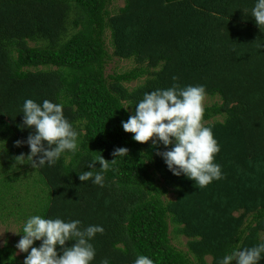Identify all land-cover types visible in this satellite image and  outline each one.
I'll use <instances>...</instances> for the list:
<instances>
[{"label": "trees", "instance_id": "1", "mask_svg": "<svg viewBox=\"0 0 264 264\" xmlns=\"http://www.w3.org/2000/svg\"><path fill=\"white\" fill-rule=\"evenodd\" d=\"M122 2L113 11L110 0H0V218L22 221L21 237L36 215L79 220L81 230L102 226L89 241L96 252L90 264H135L141 255L154 264H220L234 250L264 244V26L252 17L258 0ZM111 57L135 65L106 75ZM173 85L203 86L217 99L204 106L203 124L220 147L214 163L222 178L204 188L174 175L157 154L174 144L139 143L122 127L146 93ZM27 99L62 105L78 150L51 166L33 168L25 159L34 178L22 183L13 170L24 165L15 157H27L30 147L15 142L35 132L23 125ZM120 147L128 156L112 155ZM99 156L115 163L103 172L98 161L88 167ZM85 171L100 172L103 186L80 181ZM179 238L185 249L172 244ZM15 245L0 247V264L17 263Z\"/></svg>", "mask_w": 264, "mask_h": 264}, {"label": "clouds", "instance_id": "2", "mask_svg": "<svg viewBox=\"0 0 264 264\" xmlns=\"http://www.w3.org/2000/svg\"><path fill=\"white\" fill-rule=\"evenodd\" d=\"M252 17L256 24L264 26V0H258L252 9ZM177 77H173L176 80ZM205 88L203 86L179 85L166 90H156L146 93L126 122L122 121L125 132L132 133L133 139L139 143L158 142L167 148L174 144L171 150L157 152L165 160L174 175H186L194 180L200 188L206 187L213 180L222 178L221 167L214 163V157L220 151L212 130L203 124ZM23 125L35 128L26 141L17 140L16 147L27 143L30 154L22 153L15 157L18 161L27 159L33 168L51 166L56 163L66 150H78V133L65 118L63 106L44 100L42 105L27 99L23 105ZM129 149L120 147L113 151L114 157L128 156ZM34 157H39L35 160ZM101 165V172L107 171L109 162L102 156L90 163L88 167L95 168L96 162ZM82 182L92 180L94 184L103 186V175L85 171L79 174ZM79 220L64 222L61 219H45L39 215L30 217L23 227V236L16 248L28 253L24 264H90L96 252L89 241L97 233L103 234L102 226H89L83 230ZM69 240L76 241L71 247H65ZM35 241H42L39 247H33ZM62 255H58L57 246ZM29 249L31 251L29 252ZM264 244L244 250H234L225 255L220 264H258ZM101 264H109L107 259ZM135 264H154L146 256H139Z\"/></svg>", "mask_w": 264, "mask_h": 264}, {"label": "rangeland", "instance_id": "3", "mask_svg": "<svg viewBox=\"0 0 264 264\" xmlns=\"http://www.w3.org/2000/svg\"><path fill=\"white\" fill-rule=\"evenodd\" d=\"M110 2H111L110 9H112L113 11H116V9L118 7H121L123 5L122 0H110ZM106 38L108 41V34H107ZM107 48H108V52L111 53L112 48L108 42H107ZM134 65L135 64L132 60H123V59H119L116 57H111V59L108 61L107 65H106L105 74L108 75V74H112V73H121V72H124L126 70L131 69L132 67H134ZM140 82H142V79L135 81V82H132L128 86L131 88ZM214 101H217V99L205 96L204 106L210 105ZM1 164L2 163L0 161V166H1ZM20 164L24 165V167L20 171L16 170L15 168L13 170V172H15L17 174V176H19V181H21L22 183H25V182L29 181L30 179H33L34 178L33 173L30 171L29 166L25 162H21ZM19 181H17V182H19ZM31 181L32 180H30L29 182H31ZM18 189H20V192L22 194H24L22 187H20ZM21 223H22V221L16 222V219H14L13 216L7 217V215L6 216L4 215L0 218V247L5 242L9 243L12 241L16 242V245H17L19 240L22 238L19 235ZM171 242L173 245H176L182 249H185V247H184L185 239L184 238H179V240L178 239L172 240ZM16 245H15V254H14V256L18 257V261L16 264H24V260L26 257H24L22 255V252H20L16 248Z\"/></svg>", "mask_w": 264, "mask_h": 264}]
</instances>
